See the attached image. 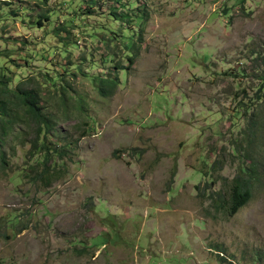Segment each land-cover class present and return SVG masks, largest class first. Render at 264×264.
Segmentation results:
<instances>
[{"label": "rangeland", "instance_id": "1", "mask_svg": "<svg viewBox=\"0 0 264 264\" xmlns=\"http://www.w3.org/2000/svg\"><path fill=\"white\" fill-rule=\"evenodd\" d=\"M3 75L54 126L3 138L0 264H264V0H0Z\"/></svg>", "mask_w": 264, "mask_h": 264}, {"label": "trees", "instance_id": "2", "mask_svg": "<svg viewBox=\"0 0 264 264\" xmlns=\"http://www.w3.org/2000/svg\"><path fill=\"white\" fill-rule=\"evenodd\" d=\"M136 9L138 10L139 8ZM125 16L126 15L122 16L121 19H124L123 17ZM133 19L135 21H141L142 17L135 15ZM127 47H131V44H127ZM47 82L52 83L53 81L49 79ZM100 82L103 84L100 88L102 96L108 95L107 89H113V86H115L111 80L105 78H101ZM54 95L59 98L60 103L69 98V94H67L66 91H62L58 96L56 94ZM42 99L39 86L27 89L24 82L21 81L14 89L12 87V80L8 76H0V148H3V138L11 133L15 134L14 128H16V125L20 124L21 121L27 122V126L32 131V135L34 134L38 140H40L42 132H51L53 130L54 125L52 124V118L47 113H44L48 106L42 103V101H44ZM251 124L253 125V123ZM20 133L22 134L23 131H20ZM37 139L35 141H38ZM63 150L64 148H61L59 151L60 155H62ZM34 151H41L39 142H34L32 144V153ZM1 160H4L3 154L1 155ZM45 163L44 160V162L40 164L44 169ZM44 173L46 172L42 170L41 173H39V178L43 181L46 179L49 183L51 178L49 176H43ZM255 180L251 171L240 169L239 175L234 181L233 188L230 192L220 194L216 200L215 205L220 206L218 211L229 216L238 214L239 211L251 201L253 196L252 186ZM109 227L111 228L110 225Z\"/></svg>", "mask_w": 264, "mask_h": 264}]
</instances>
